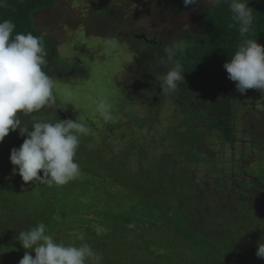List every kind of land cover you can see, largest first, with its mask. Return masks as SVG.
<instances>
[{"label":"rangeland","instance_id":"1","mask_svg":"<svg viewBox=\"0 0 264 264\" xmlns=\"http://www.w3.org/2000/svg\"><path fill=\"white\" fill-rule=\"evenodd\" d=\"M213 2L201 1L174 13L164 0H60L54 9L39 14L45 52L50 55L56 49L52 68L68 72L65 79L52 74L59 108L74 114V121H85L91 130L81 137L76 156L90 159L87 169H97L81 170L80 176L63 186L25 183L18 171L13 172L16 166L10 162V152L26 137L19 129L10 131L0 143V264H19L26 251L35 256L22 247L18 235L39 222L65 244L89 243L103 254V264H264L256 253L231 247L226 252L234 258L207 254L203 241V227L224 236L218 238L224 245L245 231L256 248L262 241L264 210L259 204L263 194L254 190L247 196L252 201L243 213L237 210L238 197L230 207L226 195L236 180L242 181L237 191L244 196V187L257 185L255 177L264 179V91L248 89L241 94L226 69L213 65L218 76L231 81L224 85L244 97L245 105L237 106L229 120V142L207 126L191 129L188 135L186 116L168 94L161 90L162 96L155 98L154 83L160 80L163 65H158L155 51L136 37L139 33L178 42L181 32L195 24ZM101 99L112 104V121L99 116ZM55 110L45 108L33 117L56 122L60 112ZM33 117L22 115L21 119L31 124ZM111 170L108 180L105 173ZM82 181L87 182L85 190L89 183L94 189L91 200L78 191L55 199L49 195L58 193L55 187L71 189ZM39 189L44 191L38 193ZM153 201L162 202V213L172 214L170 220L182 233L155 223L157 218L142 224L144 209L153 208ZM225 203L235 220L225 221L228 232L215 224L223 223ZM189 230L190 238L183 234ZM81 234L84 241L79 239Z\"/></svg>","mask_w":264,"mask_h":264},{"label":"clouds","instance_id":"2","mask_svg":"<svg viewBox=\"0 0 264 264\" xmlns=\"http://www.w3.org/2000/svg\"><path fill=\"white\" fill-rule=\"evenodd\" d=\"M199 2L183 0L185 7ZM214 2L218 4L220 0ZM227 2L239 35L246 37L253 25V9L248 7V0ZM7 6V0H0V8ZM15 29L11 19L0 20V143L10 131L19 129L20 135L26 138L19 148L11 149L10 162L16 166L13 172L18 171L25 183L63 186L81 175L75 158L81 137L91 130L79 118L51 122L33 117L34 113L57 106V82L44 70L47 53L42 37L31 32H15ZM179 51L178 43L170 45L165 49L166 58L161 59V64L167 66L160 77L164 94H174L179 83L184 82L183 65L176 59ZM223 67L241 94L248 89L264 91V46L256 39H243ZM112 108L110 102L101 99L97 112L104 121H112ZM22 115L33 117L32 123L26 124ZM79 239L84 241V235ZM18 240L24 249L35 253L33 257L26 251L19 264H103V254L89 243L65 244L48 234L43 222L21 231ZM256 256L264 259V240L258 242Z\"/></svg>","mask_w":264,"mask_h":264},{"label":"trees","instance_id":"3","mask_svg":"<svg viewBox=\"0 0 264 264\" xmlns=\"http://www.w3.org/2000/svg\"><path fill=\"white\" fill-rule=\"evenodd\" d=\"M59 1L60 0H7L8 6L6 8H0V20L11 19L16 24L15 32H23L25 34L31 32L35 36L42 37L43 44H45L44 40L46 38L44 33L39 31L40 27L37 18L39 14H44L47 11L54 9L59 4ZM164 1L167 4V8L174 13H179L194 7L193 5L185 7L183 0ZM201 1L203 2L205 0H200V2ZM248 7L253 9L254 21L250 33L246 37H241L239 35L238 25L232 19V13L227 0H220V3L218 4L213 2L211 5L204 8L200 19H198L191 27L181 32L183 37H181L178 42L170 43L164 38H148L145 34L142 35H145L148 39L136 35V37H138L141 41H145V44L155 51L156 57L158 59L157 61L159 62L158 65L161 64V59L166 58L165 49L167 47L176 43L180 45V51L177 53L176 59L183 65L184 82L179 83L177 92L170 94V96L167 95V97L170 99L172 104L179 108L180 111L186 116L188 135L192 133L191 129L194 132L198 127L205 128V126H207V129H209L211 133L216 134L214 131H217V134H219L221 137L220 139L228 142L232 139L229 137L231 132L229 120L235 114V108L237 106L245 105V103L242 102L244 97H238L237 94H241L237 91L229 90L228 85L227 90L219 89L223 84L231 83V81L227 82L229 81L227 77L218 76V73L214 70L213 65L216 64L223 67V65L230 60L231 56L237 50V46L242 42L243 39H256L257 43L264 46V0H248ZM198 32L201 34V36H197ZM145 44L143 45L146 46ZM144 51H141L140 53L143 54ZM55 52V48L52 50L50 55H48V52L46 51V65L44 66V70L50 76H53L52 74L56 76L57 74L61 77L62 72L60 73L58 70L52 68L54 65L52 64L51 57L55 54ZM166 71L167 66L163 65V69L159 75H163ZM72 76H74V74ZM67 80L70 79L67 78ZM160 82L161 81L158 79L154 83L155 98L157 100L159 96H162L160 93ZM214 95H216L215 98H213ZM57 105L58 106L56 107H59L60 104L57 103ZM58 112H60V118L63 120H74V114L66 112V110L63 108H60ZM205 123L207 124L204 125ZM180 136L182 137V141H185V131H181ZM187 150L190 151V149ZM75 159L76 162L79 163L81 170L85 171L88 167L87 165L90 159H87L85 156L83 158V155L76 156ZM164 168L165 166H162V169ZM96 169L97 168L94 167L87 170L93 171ZM105 174L107 175L106 179H108L112 177L113 171L111 170L110 174ZM92 175L93 173H90L89 178L90 176L92 178ZM161 176L163 177L162 174ZM167 178L169 179L170 175L167 176ZM108 180L107 182L102 183L104 187H106V185L109 183ZM255 180L258 181L260 185H250L252 189H245L244 187L243 191H241V194L243 193L244 196L238 194L237 191V189L240 188L238 183H242V181L240 182L238 180L239 182L237 183L236 180V185L229 189V195H226L227 200L230 201V207H232V201L234 197H238V199L235 200V203L239 204L237 210L238 212L243 213L245 208L248 206L250 207L249 204L250 201H252L247 198V196L254 194V190L264 193V179L255 177ZM95 181L96 179L93 181L96 184V189L97 183ZM100 182L101 180H99L98 183ZM86 183V181H82L81 184H79L80 186L78 185L71 189L66 187H55L56 190H58V193H49V195L55 199L60 194L74 196L76 195L75 191H78L81 193L82 198H88L91 200L95 192L90 183L88 185L89 187L85 190ZM43 191L44 190L39 189L38 193ZM152 203L154 204L153 208L148 206L144 209L142 224L146 225L148 220L157 218L155 223L161 224V226L166 225L168 228L171 227L177 230L179 233H182L180 230L175 228L174 223L172 220H170V216H172V214H170L168 211L166 212L165 210L164 211L166 213H162V202L153 201ZM259 208L264 210V199L260 200ZM222 210L224 213L221 215L223 223L218 221L215 224L220 223L222 231L225 230V232H228L229 228L225 221L230 218L232 220L234 219L233 217L229 216L230 211L226 203ZM241 213L238 214L236 212L235 214L241 215ZM186 218L187 217L184 215V219ZM115 220L117 221V219ZM189 225L190 221L187 220L186 226H188V228ZM142 227L144 228V226ZM203 229V241L207 246L201 244L199 241H197V243L201 246H206L207 254L213 253L217 256L222 255L226 258H234V256L230 255V253L228 254V252H226L230 247L234 248L235 251L241 250L247 253H256L257 251L255 246L256 242H254V239H248L247 231L241 233L236 240L224 245L221 240H218V238H223L224 236L214 234L206 227H203ZM183 234L187 235L189 238L191 236L190 230L188 233L186 232ZM228 234L233 236V233ZM260 235L262 236L259 238V240H264V234Z\"/></svg>","mask_w":264,"mask_h":264},{"label":"flooded vegetation","instance_id":"4","mask_svg":"<svg viewBox=\"0 0 264 264\" xmlns=\"http://www.w3.org/2000/svg\"><path fill=\"white\" fill-rule=\"evenodd\" d=\"M137 35H138V36H141V35H139V34H137ZM66 75H68V72H67V73H62L61 77H62V78H65ZM223 85H224V84H223ZM224 86H225V89H222V88H223L222 86H221L222 88L220 87L219 89H220V90H227V85H224ZM229 90H230V89H229ZM242 102L245 103L244 101H242ZM52 109L54 110V108H52ZM56 110L59 111L60 109L56 108ZM58 116H59V118H60L61 115L59 114ZM60 119L63 120L62 118H60ZM255 181H256V180H255ZM256 182H257L258 185H260V184L258 183V181H256ZM262 194H263V196H264V193H261V195H262Z\"/></svg>","mask_w":264,"mask_h":264},{"label":"water","instance_id":"5","mask_svg":"<svg viewBox=\"0 0 264 264\" xmlns=\"http://www.w3.org/2000/svg\"><path fill=\"white\" fill-rule=\"evenodd\" d=\"M141 37H143V38L147 39V37H146L145 35H143V36H141ZM223 89H225V86L223 87ZM56 108H58V109H59V107H56Z\"/></svg>","mask_w":264,"mask_h":264}]
</instances>
